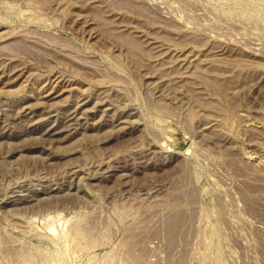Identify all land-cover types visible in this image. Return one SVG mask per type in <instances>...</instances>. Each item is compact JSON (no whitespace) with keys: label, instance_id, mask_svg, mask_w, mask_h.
Here are the masks:
<instances>
[{"label":"rangeland","instance_id":"obj_1","mask_svg":"<svg viewBox=\"0 0 264 264\" xmlns=\"http://www.w3.org/2000/svg\"><path fill=\"white\" fill-rule=\"evenodd\" d=\"M0 264H264V0H0Z\"/></svg>","mask_w":264,"mask_h":264}]
</instances>
